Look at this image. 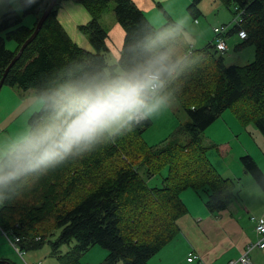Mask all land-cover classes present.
<instances>
[{"label": "trees", "instance_id": "16d2710c", "mask_svg": "<svg viewBox=\"0 0 264 264\" xmlns=\"http://www.w3.org/2000/svg\"><path fill=\"white\" fill-rule=\"evenodd\" d=\"M63 1L57 0L4 80V84L33 91L44 103L30 118L28 137L0 161V177L17 173L0 184V227L18 236L19 247L27 250L41 247L47 233L60 231L51 244L61 264H79V257L96 244L109 251L101 264H150L180 230L178 219L187 213L182 191L205 192L212 212L225 210L238 194L234 179L224 176L212 162L209 153L216 144L205 138V131L231 111L242 123H254L264 136V0H223L241 19L233 28L218 25L225 27L226 44L227 38L237 34L242 43L235 49L255 46L254 60L245 65L226 64L214 41L201 48L190 46L185 27L172 19L154 27L133 0H76L91 15L87 24L79 26L92 45L91 50L84 49L57 17ZM111 1L125 33L116 62L110 61L109 35L101 22ZM50 2L21 0L23 14L9 6L0 16V78ZM200 2L188 5L195 19L202 13ZM28 14L36 17L31 27L23 23V15ZM240 30L246 31V38L240 37ZM10 41L13 48L8 46ZM161 62L169 70L155 94L168 100L172 95L187 116L164 144L149 145L143 138L152 123L149 118L146 122L134 119L114 132L103 131L62 161L19 171L32 139L62 119L58 114L63 96L95 90ZM154 97L150 93L149 101ZM221 147L230 149L228 143ZM241 162L264 190V171L258 162L249 154L241 156ZM163 169L161 180L150 185ZM45 221H53L54 230ZM37 235L40 240L35 239ZM72 241L76 243L71 249L59 254L60 246Z\"/></svg>", "mask_w": 264, "mask_h": 264}, {"label": "rangeland", "instance_id": "374dc122", "mask_svg": "<svg viewBox=\"0 0 264 264\" xmlns=\"http://www.w3.org/2000/svg\"><path fill=\"white\" fill-rule=\"evenodd\" d=\"M133 1L142 8L150 23L152 21L153 24H151L156 28L164 26L169 19L181 23L186 30L184 32L185 38L190 43V46L192 44L194 48L204 47L211 39H215L214 27L226 24L230 28H233L236 25L235 17H238L234 7H228L223 0H201L199 8L203 12L197 19L188 11V5L193 0ZM70 3L71 0L63 1L62 6L65 4L70 5ZM114 5V1L109 3L101 19L103 26L108 31V45L111 48L110 61L112 62L117 61L120 49L123 46L121 39L124 40L125 37L122 26L116 20ZM9 6H13L23 14L21 0H0V16ZM80 7L89 14L83 4ZM68 11H74V8L67 7L65 11L60 10L62 19H64L63 14ZM35 21V15H23V23L25 25L31 27ZM89 21L81 22L78 25V29L79 26L87 24ZM239 43H242V41L237 34L227 38L229 49L223 54L226 64L245 65L254 60L256 53L255 46L249 44L235 49L236 44ZM8 46L13 48V42H8ZM158 94L159 92L155 94V97H159ZM162 98L165 100L163 95ZM171 98L174 103L169 104V106L174 113L167 109L163 103L155 112L148 116L152 123L143 133V138L149 145L164 144L175 133L182 121L184 122L187 118L185 110L180 106V103L175 101L172 95ZM43 103V99L35 95L33 91L26 92L7 84L2 86L0 90V161L7 153L13 152L20 141L28 137L31 130L30 118L35 112L41 110ZM219 120L223 121L219 122V125H222L226 130H222L218 126L209 128L210 130L213 129V135L216 138L215 141L209 140L216 144L209 153L214 164L219 162L230 171V168H235L238 164L240 166L242 163L241 156L243 155L249 154L255 156L256 153H259L264 158V136L254 123H242L231 111H226L217 121ZM210 130L205 131V138L207 137V132ZM226 143L230 145L231 149L223 151L221 145ZM251 148H255L256 151ZM241 168L242 173L245 174L246 170L243 169V166ZM165 172L166 169H163L160 174L153 177L150 180V185L157 184L161 180V174H165ZM44 223L47 224L49 229L54 230L53 221H45ZM12 224L14 223L11 222ZM59 232L56 231L55 235L52 232L47 233L44 236L45 239L43 238V245L41 247L29 250L21 249L20 252L11 242L15 240L14 234L10 230L0 227V260H6L11 264H61L58 257L52 254L51 244L52 241L56 240ZM40 238L41 235L35 237L36 240H40ZM75 243V241H72L70 244L61 245L59 254L69 251ZM108 253L109 251L106 248L96 244L79 257L78 263L101 264L106 259Z\"/></svg>", "mask_w": 264, "mask_h": 264}, {"label": "crops", "instance_id": "0c3cea01", "mask_svg": "<svg viewBox=\"0 0 264 264\" xmlns=\"http://www.w3.org/2000/svg\"><path fill=\"white\" fill-rule=\"evenodd\" d=\"M62 4L63 2L57 13L59 21L76 43L84 49L91 50L92 45L88 36L82 34L78 29L81 22L84 23L91 19L90 13L83 11L80 7L82 3L76 0H71L70 5L62 6ZM67 7L74 8V11L66 12L62 19L60 10L65 11ZM156 98H162V96L152 98L149 103ZM165 100L166 108L173 112L169 104L174 101L172 98ZM219 122L223 121H217L218 125L214 123L215 125L213 124L210 128L218 126V128L226 130L222 125H219ZM115 129L109 131L114 132ZM206 138L208 141H215L213 129L207 132ZM251 149L256 151L255 148ZM253 157L264 171V158L259 153ZM215 164L224 176L235 179L238 190L236 198L225 210L212 212L206 205L208 197L205 192L192 188L182 191L181 198L186 205L187 213L178 219L180 230L170 243L154 254L150 259V264H228L230 260H237L250 243H257L259 240L251 217H264V190L248 172L242 173L241 164L230 168V171L219 162ZM190 253L196 254L198 259L189 262ZM250 256L255 264H264V249L255 246L250 251Z\"/></svg>", "mask_w": 264, "mask_h": 264}, {"label": "clouds", "instance_id": "9594fccd", "mask_svg": "<svg viewBox=\"0 0 264 264\" xmlns=\"http://www.w3.org/2000/svg\"><path fill=\"white\" fill-rule=\"evenodd\" d=\"M150 63L138 71L121 77L95 90L69 92L61 98L59 123L49 125L32 139L19 171L35 170L64 160L73 152L93 142L105 130L124 127L128 121L145 119L165 101L153 96L163 87V74L168 71ZM17 173L0 177V184L15 178Z\"/></svg>", "mask_w": 264, "mask_h": 264}, {"label": "built area", "instance_id": "2783aa9c", "mask_svg": "<svg viewBox=\"0 0 264 264\" xmlns=\"http://www.w3.org/2000/svg\"><path fill=\"white\" fill-rule=\"evenodd\" d=\"M235 22L237 23L240 22V19L237 16L235 17ZM223 29H225V27H220V26L214 27V32H215L214 44L217 50H219V52H221L222 54L227 52L226 51L227 44L225 42V38L222 35V32L224 31ZM239 35L241 38L247 37V33L245 30H240ZM160 89H158L157 91H160ZM251 220L255 225L256 232L259 235V240L257 241V243H250L237 260H230L228 264H255L254 261L252 260V257L250 256V251L255 246L264 249V217L252 216ZM11 242L19 251L21 250V248L19 247L20 238L18 236H15V240ZM196 259H198V256L196 254L194 253L189 254L188 256L189 262L196 261Z\"/></svg>", "mask_w": 264, "mask_h": 264}, {"label": "water", "instance_id": "95a60500", "mask_svg": "<svg viewBox=\"0 0 264 264\" xmlns=\"http://www.w3.org/2000/svg\"><path fill=\"white\" fill-rule=\"evenodd\" d=\"M56 3H57V0H51L50 5L47 7V9L43 12V14L41 15V17L39 18L33 34L25 41V43L20 48V51L17 53V55L14 57V59L12 60V62L10 63V65L7 67V69L3 73L2 77L0 78V90H1L2 86L4 85L5 77L8 74L10 68L21 57L24 49L28 46V44H30L35 39V37L39 33V31H40L43 23L45 22V20L47 19V17L50 15L51 11L54 9ZM0 263L11 264L10 262H8L6 260H0Z\"/></svg>", "mask_w": 264, "mask_h": 264}]
</instances>
